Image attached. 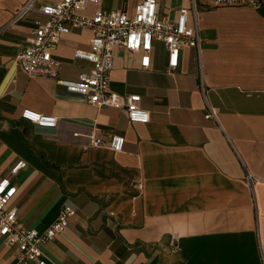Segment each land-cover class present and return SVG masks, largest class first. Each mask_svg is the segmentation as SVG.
<instances>
[{
    "label": "crops",
    "instance_id": "obj_1",
    "mask_svg": "<svg viewBox=\"0 0 264 264\" xmlns=\"http://www.w3.org/2000/svg\"><path fill=\"white\" fill-rule=\"evenodd\" d=\"M141 1L99 6L132 13ZM25 2L0 0V177L25 162L9 204L28 229L43 230L64 204L75 209L43 246L47 264H264V4L199 5L200 48L183 47L172 71L161 42L148 68L116 50L110 89L140 95L142 123L17 66L33 21L45 18L35 9L13 21ZM189 5L159 0L158 11L173 17ZM91 37L88 28L62 35L52 49L60 78L91 67L75 57ZM24 108L57 122L25 120ZM113 135L124 137L121 151L91 143ZM16 254L0 237V264Z\"/></svg>",
    "mask_w": 264,
    "mask_h": 264
},
{
    "label": "built area",
    "instance_id": "obj_2",
    "mask_svg": "<svg viewBox=\"0 0 264 264\" xmlns=\"http://www.w3.org/2000/svg\"><path fill=\"white\" fill-rule=\"evenodd\" d=\"M36 2L26 0L13 18V21H19L35 9L45 17L33 21L28 45L18 50L15 56L17 66L29 76L54 78L67 91L83 95L96 106L124 108L131 122L142 123L148 122L150 115L140 106V95H120L110 89V71L116 50L139 53L140 66L148 68L154 44L161 42L167 52L166 68L172 71L179 63L183 47L200 48L199 5L259 8L264 4V0H190L188 7L179 6L176 15L171 17L159 14V0H142L132 13L123 9L104 11L99 0H47L37 6ZM90 3L95 6L94 12L91 15L82 13ZM82 28L90 29L92 37L89 49H77L75 57L89 61L91 67L80 72L76 79L60 78V62L53 57L52 49L61 41L63 34ZM210 114L215 117L213 110ZM21 117L47 127L55 126L57 122L56 117L30 108H24ZM124 141L123 136L113 135L108 142L93 138L91 143L121 151ZM24 166L25 162L19 160L0 177V237L17 248L13 264H47L43 246L67 227L75 209L64 204L43 230L26 228L19 221L16 208L9 204L17 190L13 178ZM247 177L251 180L249 174Z\"/></svg>",
    "mask_w": 264,
    "mask_h": 264
},
{
    "label": "rangeland",
    "instance_id": "obj_3",
    "mask_svg": "<svg viewBox=\"0 0 264 264\" xmlns=\"http://www.w3.org/2000/svg\"><path fill=\"white\" fill-rule=\"evenodd\" d=\"M162 1H164V2H165L166 0H162Z\"/></svg>",
    "mask_w": 264,
    "mask_h": 264
}]
</instances>
